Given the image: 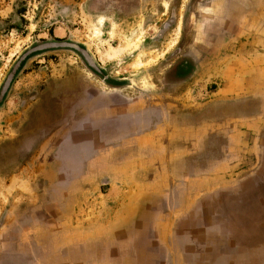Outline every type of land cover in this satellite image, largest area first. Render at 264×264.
Instances as JSON below:
<instances>
[{
	"label": "crops",
	"instance_id": "1",
	"mask_svg": "<svg viewBox=\"0 0 264 264\" xmlns=\"http://www.w3.org/2000/svg\"><path fill=\"white\" fill-rule=\"evenodd\" d=\"M195 10L206 17L197 41L215 43L216 53L205 57L206 44L181 43L163 74L168 87L158 89L160 100L124 116L136 126L121 123L93 140L99 154L120 145V162L97 168L87 161L58 175L52 191L59 199L42 210L66 230L18 233L27 264H112L117 255L121 264H144L155 240L160 264H196L204 256L203 264H264V0H199ZM196 80L212 88L188 124L186 86ZM92 196L116 210L110 220L93 218L92 230H75L77 209ZM138 223H150L155 235L137 233ZM252 225L262 232L255 254ZM124 244L133 247L130 260Z\"/></svg>",
	"mask_w": 264,
	"mask_h": 264
},
{
	"label": "rangeland",
	"instance_id": "2",
	"mask_svg": "<svg viewBox=\"0 0 264 264\" xmlns=\"http://www.w3.org/2000/svg\"><path fill=\"white\" fill-rule=\"evenodd\" d=\"M196 3L199 0H0V91L19 56L43 41L78 42L94 64L91 69L67 49L35 53L19 66L0 100V250L9 246L1 259L27 264L29 254L15 244L20 232L66 230V224L49 223L51 216L42 210L43 203L50 206L59 199L61 193L52 191L61 180L58 175L87 161L97 168L120 162L115 150L120 145L108 144L110 152L99 154L93 140L121 123L136 126L124 116L160 100L158 89L168 87L163 74L181 43L206 44L205 57L216 53L215 43L197 41L195 29L206 17L199 10L196 14ZM204 83L196 80L186 86L188 124L198 116L196 102L212 88ZM95 200L84 198L74 216L75 230H92L93 218L110 220L116 209L106 207L101 198ZM158 201L156 209L163 212ZM109 220L102 225L107 231ZM258 227L251 226L252 252L262 236ZM135 231L155 235L150 223H138ZM151 243L147 249L154 251L144 264H160V246L155 240L153 249ZM130 251L133 247L124 244L122 252L129 260ZM111 258L112 264H121L119 255Z\"/></svg>",
	"mask_w": 264,
	"mask_h": 264
},
{
	"label": "flooded vegetation",
	"instance_id": "3",
	"mask_svg": "<svg viewBox=\"0 0 264 264\" xmlns=\"http://www.w3.org/2000/svg\"><path fill=\"white\" fill-rule=\"evenodd\" d=\"M46 43H62V45L60 46H57V47H39V45L41 44H46ZM78 42H74V41H70V40H67V39H55V40H48V41H43L41 43H38L36 45H32L31 47H29L28 49H26V51H24L18 58V60L16 61V63H14L10 73L7 75L10 76L12 75V79L14 77V74L17 72V69L19 68V66L21 64H23V62L28 59L31 55L35 54V53H41V52H47V51H50L52 49H67V50H70V51H73L75 53H77V55H79L80 59L86 63L91 69L94 68V64L92 63L91 60H89V58L87 57L86 55V51L85 49H81L79 47H77V44ZM38 48V49H37ZM14 66H16V69L14 70ZM96 66V65H95ZM176 68V66H175ZM178 68V71L180 70V73H182L184 70H187V65H181L180 67H177ZM174 76H179V74L177 75H174ZM6 77V78H7ZM164 83L168 85V83H166V80L164 79V77L162 78ZM6 80V79H5ZM12 81V80H11ZM10 81V83H11ZM5 83V81H4ZM10 85V84H9ZM8 90V89H7ZM7 90L4 92L3 95H1V92H0V100L3 99V97L5 96Z\"/></svg>",
	"mask_w": 264,
	"mask_h": 264
},
{
	"label": "water",
	"instance_id": "4",
	"mask_svg": "<svg viewBox=\"0 0 264 264\" xmlns=\"http://www.w3.org/2000/svg\"><path fill=\"white\" fill-rule=\"evenodd\" d=\"M60 45H62V43H46V44L39 45V47H42V48H44V47H54V46L57 47V46H60ZM13 69L15 70L16 66H14ZM11 80H12V75H10V76H8L6 78L5 83L3 84L2 88H1V91H0L1 95H3L4 92L8 89Z\"/></svg>",
	"mask_w": 264,
	"mask_h": 264
}]
</instances>
